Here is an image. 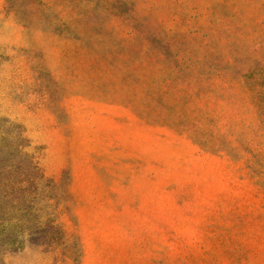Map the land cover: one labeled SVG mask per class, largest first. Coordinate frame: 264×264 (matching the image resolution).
<instances>
[{"label": "rangeland", "instance_id": "rangeland-1", "mask_svg": "<svg viewBox=\"0 0 264 264\" xmlns=\"http://www.w3.org/2000/svg\"><path fill=\"white\" fill-rule=\"evenodd\" d=\"M0 264H264V0H0Z\"/></svg>", "mask_w": 264, "mask_h": 264}]
</instances>
